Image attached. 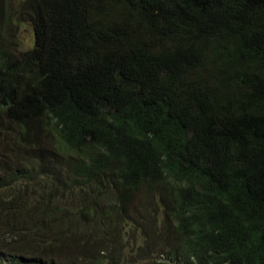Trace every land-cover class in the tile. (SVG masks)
Returning <instances> with one entry per match:
<instances>
[{
  "label": "trees",
  "instance_id": "16d2710c",
  "mask_svg": "<svg viewBox=\"0 0 264 264\" xmlns=\"http://www.w3.org/2000/svg\"><path fill=\"white\" fill-rule=\"evenodd\" d=\"M0 264H264V0H0Z\"/></svg>",
  "mask_w": 264,
  "mask_h": 264
},
{
  "label": "rangeland",
  "instance_id": "374dc122",
  "mask_svg": "<svg viewBox=\"0 0 264 264\" xmlns=\"http://www.w3.org/2000/svg\"><path fill=\"white\" fill-rule=\"evenodd\" d=\"M19 38L16 41L12 42V45L21 44V49L23 51L28 50L34 45V34L30 28L24 27V29L20 28ZM24 40V41H23Z\"/></svg>",
  "mask_w": 264,
  "mask_h": 264
},
{
  "label": "bare ground",
  "instance_id": "6f19581e",
  "mask_svg": "<svg viewBox=\"0 0 264 264\" xmlns=\"http://www.w3.org/2000/svg\"><path fill=\"white\" fill-rule=\"evenodd\" d=\"M23 41H24V40H23ZM17 45H18V44H17ZM17 48H19V47H17ZM17 48H16V49H17ZM58 229H59V228H58ZM58 231H59V230H58Z\"/></svg>",
  "mask_w": 264,
  "mask_h": 264
}]
</instances>
